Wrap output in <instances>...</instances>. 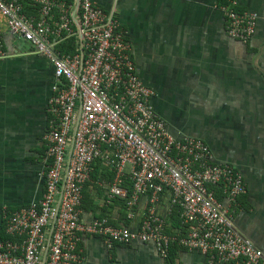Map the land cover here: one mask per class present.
<instances>
[{
	"label": "built area",
	"instance_id": "2783aa9c",
	"mask_svg": "<svg viewBox=\"0 0 264 264\" xmlns=\"http://www.w3.org/2000/svg\"><path fill=\"white\" fill-rule=\"evenodd\" d=\"M25 3L40 6L39 14L25 13ZM237 5L231 0L221 11L230 37L248 43L258 17ZM2 22L11 36L51 61L56 82L49 100L53 122L46 190L39 202L5 212L10 239L0 241V264H83V233L103 237L109 247L114 240L154 239L164 256L177 245L200 251L207 264H264L263 252L234 223L232 207L247 194L243 175L217 162L203 140L170 133L111 14L93 0H0V60L6 55ZM64 34L78 36L80 52L61 56L56 45ZM99 163L113 175L110 182L98 181L109 198L125 200L134 211L142 196L158 199L167 191L172 207L179 206L182 220L191 223L189 233L165 234L155 209L138 232L111 225L107 218L84 222L83 189ZM215 188L222 190L223 200Z\"/></svg>",
	"mask_w": 264,
	"mask_h": 264
},
{
	"label": "crops",
	"instance_id": "0c3cea01",
	"mask_svg": "<svg viewBox=\"0 0 264 264\" xmlns=\"http://www.w3.org/2000/svg\"><path fill=\"white\" fill-rule=\"evenodd\" d=\"M93 1L125 35L137 72L153 89V105L170 133L203 140L217 162H227L243 175L247 194L232 207L234 223L264 255V0H235L240 12L258 17L248 43L228 33L221 7L231 0ZM72 16L76 18L75 11ZM2 26L0 238L6 234L5 212L39 202L46 190L51 163L47 136L53 122L49 100L56 82L51 61L30 46L22 48L4 22ZM91 180L84 188V199L87 194L91 203L82 209L84 222L106 215L138 232L155 209L164 228L169 225V192L158 199L142 196L127 226L123 208L105 207L107 188L93 174ZM80 247L83 264H207L200 251L183 247L164 256L154 239L109 247L103 237L83 233Z\"/></svg>",
	"mask_w": 264,
	"mask_h": 264
},
{
	"label": "trees",
	"instance_id": "16d2710c",
	"mask_svg": "<svg viewBox=\"0 0 264 264\" xmlns=\"http://www.w3.org/2000/svg\"><path fill=\"white\" fill-rule=\"evenodd\" d=\"M65 1L67 3H70V4L74 3V0H65ZM39 8H40V6H38L36 4L31 5L29 3H25V13H27L28 15H30V14L31 15H38L39 14ZM59 14H60L59 10H55V16H56L55 19L58 18ZM52 23H53V20H52ZM74 29L77 31L76 27ZM65 36L66 35L64 34L63 38H65ZM56 48L62 54L61 56H69L72 54H76V53L80 52V40H79L77 35H73L70 38H67V39L65 38L63 41H61L59 44H57ZM99 172L103 173L101 177L98 175ZM92 174H93L94 179L98 178L100 180L103 178L107 182H110L113 180L112 172L109 171L108 168H105L101 163H99L97 165L96 171L93 172ZM215 190H217L218 198L220 200H223L224 194H223L222 190L220 188H215ZM86 195L87 194H85V199H84V189H83V199L84 200H83L82 205H81L82 209L89 208L90 205H88V204H91L88 202V198ZM107 197H106V204L107 205H104V206L105 207H114L115 205L116 206L119 205L120 207H122L123 208L121 210L122 218H124L125 221H127L126 225L129 226L131 220L128 218V216H132V214H134V212L128 209L126 201L123 199H111V198H109V197L107 198ZM104 217L108 218V216H106V215H104ZM182 219H183L182 218V211H181L180 207L179 206L172 207L171 212H170V217L167 219V224H169V225L165 228L166 230L164 233L170 234V235H177V234L186 235V234H188L189 230L191 229V223L186 224L184 222V220H182ZM108 222L111 225H114L117 227L120 226L119 224L113 223L109 219H108ZM5 223H6V220H5ZM5 226H6V224H5ZM8 239H10V237L5 234L3 237L0 238V241L8 240ZM154 242H156V241H154ZM117 243L129 244V243H131V241L130 242H120V241L114 240L113 244H117ZM178 247L180 248L181 246L174 245L171 247V249H174L176 251Z\"/></svg>",
	"mask_w": 264,
	"mask_h": 264
},
{
	"label": "water",
	"instance_id": "95a60500",
	"mask_svg": "<svg viewBox=\"0 0 264 264\" xmlns=\"http://www.w3.org/2000/svg\"><path fill=\"white\" fill-rule=\"evenodd\" d=\"M17 42L20 46H22V48H26L29 46V43L27 41H25L24 39H17Z\"/></svg>",
	"mask_w": 264,
	"mask_h": 264
}]
</instances>
